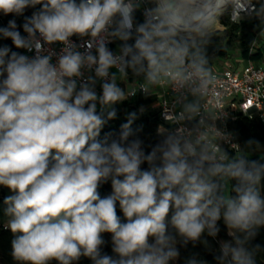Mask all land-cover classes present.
I'll use <instances>...</instances> for the list:
<instances>
[{
  "label": "clouds",
  "instance_id": "obj_1",
  "mask_svg": "<svg viewBox=\"0 0 264 264\" xmlns=\"http://www.w3.org/2000/svg\"><path fill=\"white\" fill-rule=\"evenodd\" d=\"M37 6L23 35L15 19L0 27V38L34 52L0 46L3 228L17 264H177L178 245L207 248L221 221L232 239L220 241L215 264H261L264 148L252 139L241 148L217 126L207 46L225 16L258 21L262 38L264 0H0V13ZM161 87L174 96L175 127H158V142L145 145L136 112L101 137L115 105ZM184 264L208 261L193 252Z\"/></svg>",
  "mask_w": 264,
  "mask_h": 264
},
{
  "label": "trees",
  "instance_id": "obj_2",
  "mask_svg": "<svg viewBox=\"0 0 264 264\" xmlns=\"http://www.w3.org/2000/svg\"><path fill=\"white\" fill-rule=\"evenodd\" d=\"M29 8L25 10L24 16L15 17L12 14L4 16L0 13V27L7 26L10 19H15L18 25V30L23 35L22 25L24 23L25 16H31L32 12L37 10ZM140 22V18L137 17ZM220 26L222 30L218 31V35L214 36L207 46V55L213 56L217 59H230L231 53L236 52L239 60L246 64L247 62H264V33L258 27V21L249 20L245 18L239 23H231L228 18L222 17ZM256 42V47L253 46ZM121 43L115 41V47ZM8 45L13 51L21 52V49H16L10 39L0 38V46ZM228 66L236 67L237 64L229 63ZM117 109V118L109 121L105 125L101 132V137L105 133L112 132L118 134L120 127L123 123L127 122V114L130 112L137 113V119L133 122L132 127L134 129L140 128L139 136L144 140L145 145L155 144L159 140L157 135V128L168 126L159 119L158 109L156 106V100L154 95H148L142 97L137 94L132 99H127L121 103L115 105ZM143 109V111H141ZM229 129L233 131L237 137L241 148H244L246 142L250 139L258 141L262 148H264V126L258 121L256 117H248L241 113H236L233 120L228 124ZM232 155V154H230ZM251 159H259V154L254 153ZM143 167H147L144 165ZM111 181L102 184L99 188L101 197L107 196L111 193ZM6 190L3 186H0V264H17V262L11 256V239L12 234L9 230L3 228V224L6 222V218L3 216L2 206L3 199L6 197ZM118 215H120L122 221L124 220L123 213L117 207ZM221 228L220 233L216 238L205 237L208 240V247L205 248L203 244H197L193 247L191 243L187 248H178L181 252V257L177 261V264H184V259L193 252H197L200 256L208 261V264H215L214 255L218 253L220 247V241L231 240L232 238L227 235V229L223 222H219ZM106 244L103 247V252L112 255L111 246V234H103ZM253 244H260L264 248V228L260 229L259 235L253 241ZM79 264H91V261L87 258H82ZM259 264V258H258ZM261 264H264V253H261Z\"/></svg>",
  "mask_w": 264,
  "mask_h": 264
},
{
  "label": "built area",
  "instance_id": "obj_3",
  "mask_svg": "<svg viewBox=\"0 0 264 264\" xmlns=\"http://www.w3.org/2000/svg\"><path fill=\"white\" fill-rule=\"evenodd\" d=\"M136 17L140 18V22L143 21L142 12H137ZM228 20L231 23H235V21L229 18ZM217 27L220 30L223 29L220 25ZM72 39L78 43L80 42L76 37ZM255 44L256 42L253 44L254 47H256ZM61 47L59 44L53 46L56 52H59ZM109 47L115 50V42L110 44ZM21 53L29 56L34 55V52L29 53L24 49H21ZM213 72L217 79L212 90V96L208 98L207 104L210 109L215 108L217 111L223 110L224 115L217 121V126L232 133L231 143L240 146L237 135L229 129L228 124L234 119L236 113H241L250 118L256 117L261 125L264 126V62H247L241 68L223 66L219 70H213ZM137 79L129 73L127 84H134L137 82ZM121 87H126V84L121 82ZM249 88L252 89L251 93L248 91ZM97 91H100L99 85H97ZM137 94H140L142 97L154 95L159 119L168 128L175 127V125L170 124L167 120L171 119V116L168 114L171 112V104L174 102V96L171 90L166 87H161L154 89L152 93L147 95L140 90L137 91ZM214 97H218V100L215 102L213 100ZM132 98L134 96L128 99L130 100ZM222 146L229 154H235V150L230 144H224Z\"/></svg>",
  "mask_w": 264,
  "mask_h": 264
},
{
  "label": "rangeland",
  "instance_id": "obj_4",
  "mask_svg": "<svg viewBox=\"0 0 264 264\" xmlns=\"http://www.w3.org/2000/svg\"><path fill=\"white\" fill-rule=\"evenodd\" d=\"M220 31V29H219ZM209 57V63L212 64V69L213 70H219L221 69L223 66H228L229 63H236L238 68H241L243 66V63L239 60L238 54L236 52H232L231 53V57L230 59H217L213 56H208ZM6 190V195H10V191L5 188Z\"/></svg>",
  "mask_w": 264,
  "mask_h": 264
}]
</instances>
